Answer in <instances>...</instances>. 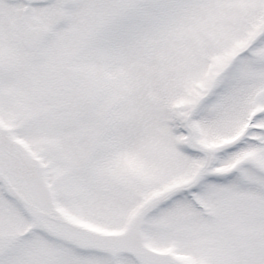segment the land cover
Returning <instances> with one entry per match:
<instances>
[{
	"label": "snow or ice",
	"instance_id": "6c2138e0",
	"mask_svg": "<svg viewBox=\"0 0 264 264\" xmlns=\"http://www.w3.org/2000/svg\"><path fill=\"white\" fill-rule=\"evenodd\" d=\"M0 264H264V0H0Z\"/></svg>",
	"mask_w": 264,
	"mask_h": 264
}]
</instances>
